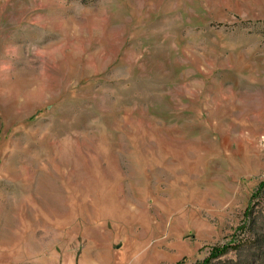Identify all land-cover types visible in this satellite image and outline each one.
<instances>
[{
	"label": "rangeland",
	"instance_id": "1",
	"mask_svg": "<svg viewBox=\"0 0 264 264\" xmlns=\"http://www.w3.org/2000/svg\"><path fill=\"white\" fill-rule=\"evenodd\" d=\"M263 178L264 0H0V264H194Z\"/></svg>",
	"mask_w": 264,
	"mask_h": 264
},
{
	"label": "trees",
	"instance_id": "2",
	"mask_svg": "<svg viewBox=\"0 0 264 264\" xmlns=\"http://www.w3.org/2000/svg\"><path fill=\"white\" fill-rule=\"evenodd\" d=\"M263 191L264 178L258 182L251 192L249 202L244 209V217L247 220L251 218V222H254V205L252 201L255 197L261 195ZM252 226L235 227L228 240L213 245L208 254L194 264H252L256 260L264 258V234L257 233L254 235V233H251ZM230 252H233V254L229 255Z\"/></svg>",
	"mask_w": 264,
	"mask_h": 264
}]
</instances>
